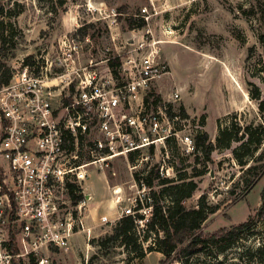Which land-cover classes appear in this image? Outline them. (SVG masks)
Segmentation results:
<instances>
[{
    "label": "rangeland",
    "instance_id": "rangeland-1",
    "mask_svg": "<svg viewBox=\"0 0 264 264\" xmlns=\"http://www.w3.org/2000/svg\"><path fill=\"white\" fill-rule=\"evenodd\" d=\"M145 7L157 13L149 23L141 16ZM2 8L0 76L32 57L50 65L54 74L76 64L97 69L104 78L112 74L110 63H121L139 43L155 40L156 57L167 73L153 81L146 112L158 117L165 110L168 118L169 111L178 114L171 125L194 144L201 132L216 144L220 128L234 125L236 131L253 125L259 134L264 127L259 108L264 101V0H3ZM148 29L152 33L147 34ZM256 93L259 98H252ZM155 95L161 97L157 104ZM138 109L134 104L119 117ZM242 134L243 130L239 137ZM242 141L216 147L208 160L203 150L188 152L179 137L172 136L107 160L109 165L104 164L100 173L93 165L87 167L84 189L95 196L86 214L92 233L76 235L68 251L53 255L52 264H86V259L88 264H264V218L256 219L251 230L224 252L207 249L165 263L163 254L149 250L150 241H142L146 255L135 258L120 243L106 240L119 219L133 212L137 199L149 196L150 188L139 186L135 174L144 178L153 169H159L161 177L185 174L198 183L184 202L187 208L197 207L203 194L210 205L219 207L204 222L205 235L255 217L264 171L255 177L256 171L246 168L264 163L253 161L264 151V142L253 156L245 157L248 165H241L234 150ZM81 149H86L85 143ZM84 159L89 160L87 153ZM159 181L154 182L156 191L163 187ZM250 181L254 182L248 186ZM161 202L166 203L164 198ZM150 211L140 210L146 217ZM103 216L108 223L102 222ZM139 223L142 236L145 221Z\"/></svg>",
    "mask_w": 264,
    "mask_h": 264
},
{
    "label": "built area",
    "instance_id": "built-area-1",
    "mask_svg": "<svg viewBox=\"0 0 264 264\" xmlns=\"http://www.w3.org/2000/svg\"><path fill=\"white\" fill-rule=\"evenodd\" d=\"M155 14L145 7L141 16L149 23ZM156 43L130 50L118 75L100 78L97 69L76 64L54 74L34 58L0 85V264H52L76 235H91L86 214L95 196L84 189L87 167L100 173L107 160L172 136L195 150L171 125L178 114L155 117L144 109L153 81L167 73ZM134 104L137 112L119 117Z\"/></svg>",
    "mask_w": 264,
    "mask_h": 264
},
{
    "label": "trees",
    "instance_id": "trees-1",
    "mask_svg": "<svg viewBox=\"0 0 264 264\" xmlns=\"http://www.w3.org/2000/svg\"><path fill=\"white\" fill-rule=\"evenodd\" d=\"M2 1L0 0V10L2 8ZM145 25V21L140 26ZM32 57H28L25 63L31 62ZM120 65V60L117 59L115 65ZM114 63H110L111 71L114 75H118V68L115 69ZM11 77V73L0 76V85L7 83ZM151 94H149L145 101L149 102ZM157 104L161 100L160 95H155ZM259 94H252V98H259ZM259 108L264 112V101H261ZM170 117L174 113L169 111ZM232 127H223L219 130L217 136V143L214 144L209 139L207 132H201L196 136L195 150L201 151L206 154V158L210 159V154L216 147L229 148L233 141H242V144L234 150L236 158L241 165H248L245 160L246 156H253L254 153L261 147L264 142V127L261 131L255 134L253 125L237 128L233 131ZM239 137V133L242 132ZM247 139L245 140V138ZM153 149V148H152ZM151 149V151H153ZM242 149H246L241 153ZM195 151V152H196ZM253 161L263 162L264 151L253 158ZM255 172V177H259L264 171V163L250 164L246 168V172ZM202 174L201 172L197 175ZM135 181L139 186H146L150 188L149 196L137 199V204L132 213L123 215L116 223L114 231L109 235L106 240L118 242L124 248L132 253L135 258H143L146 253L142 247V241L151 242L148 247L150 251H157L164 255L163 263L169 260L191 257L199 252L206 251L207 249L218 252L226 251L231 245L237 242L246 232L250 231L255 224L256 219L264 218V187L261 192V206L255 217L252 219L239 223L230 228H221L211 234H203L201 229L204 222L208 219L210 214H213L219 208L218 206L210 205L205 194L201 195L198 206L195 208H187L185 200L192 197L198 183L191 178L180 174L177 179L171 177H161L159 169H153L148 172L144 178H140L135 174ZM143 179L144 181H141ZM159 179V184L163 187L156 191L153 189L154 182ZM254 181H250L252 185ZM77 185L70 184V190L73 193ZM76 200L82 198L81 195L73 194ZM165 199L166 203L161 201ZM148 199H153L154 203L149 204ZM145 201V202H144ZM144 208L150 209V216L146 217L140 212ZM140 221H145V234L140 236ZM264 247V246H263Z\"/></svg>",
    "mask_w": 264,
    "mask_h": 264
}]
</instances>
